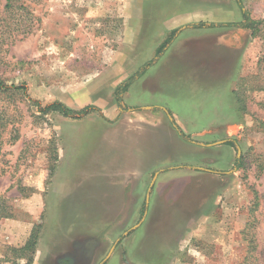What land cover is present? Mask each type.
Segmentation results:
<instances>
[{
    "label": "rangeland",
    "instance_id": "374dc122",
    "mask_svg": "<svg viewBox=\"0 0 264 264\" xmlns=\"http://www.w3.org/2000/svg\"><path fill=\"white\" fill-rule=\"evenodd\" d=\"M135 1L24 0L38 23L30 33L17 34L12 43L0 46V82L26 87L24 98L13 93L2 100L7 107L0 116V264L100 263L117 238L142 224L140 205L133 221L119 219L131 213L132 206L122 211L109 207L124 188V180L112 172L133 169L131 163L138 158V166L144 168L157 163V153H182L177 144L160 140L153 132L139 141L138 135L135 140L120 135L116 140L103 138L104 125L118 118L109 112L112 106L118 110L116 87L152 59L158 47L138 46L124 34L123 13ZM4 2L0 0V11ZM241 4L258 21L257 31L219 26L200 36L215 39L218 47L206 44L208 39L188 40L178 56L186 74L213 61L210 68L200 70L212 84L220 82L223 56L233 59L239 123L226 129L234 142L232 164L224 169L188 165L229 170L230 175L191 168L184 172L182 166L162 171L160 178L166 176L159 180L158 199L163 206L156 214L153 210L144 228L149 236H160V262L145 260L156 253L149 247L138 254L127 251L122 239L115 258L127 264H250L252 256L264 264V89L257 88L264 83V71L258 73L264 0ZM172 6H182L188 14L175 26V35L208 28L193 26L200 21L242 20L236 0H172ZM203 7L214 11V18L193 20L190 14ZM134 88L148 96L145 87ZM169 92L167 87L168 98ZM180 97L189 102L187 88ZM36 100L41 106L58 100L75 110L88 108L80 118H70L56 111L38 112ZM126 104L130 116L144 106ZM197 113L201 121L210 110ZM237 157L240 167L235 166ZM160 211L164 213L157 216ZM251 235L255 249L248 246ZM35 241L33 248L23 249Z\"/></svg>",
    "mask_w": 264,
    "mask_h": 264
},
{
    "label": "crops",
    "instance_id": "0c3cea01",
    "mask_svg": "<svg viewBox=\"0 0 264 264\" xmlns=\"http://www.w3.org/2000/svg\"><path fill=\"white\" fill-rule=\"evenodd\" d=\"M135 2L136 5L129 6L128 11L123 13L122 24L124 34H128L127 36L133 39V43L138 46H159L166 36L176 28L177 23L185 20L188 16L182 6L173 7L172 0H136ZM206 9L204 7L199 8L191 13L190 17L192 16L193 20L214 18L212 17L215 15L214 11H207ZM215 29L217 27L192 29L191 32L182 30L177 33L178 35L176 34L177 36L175 35L168 43L159 58L130 83L122 93V103L125 110L120 111L117 106L118 110L114 106L109 110L110 115L115 114L118 118L114 123L110 124L108 122L104 125V139L108 141L110 139L116 140L120 135L123 139L135 140L136 135H138L139 141L141 137L153 132L160 140H166L174 146L177 144L182 149V153H157V158H159L152 167L140 168L138 166L140 159L138 158V161L131 163L134 166L133 169L123 171L122 168H119V171L112 172L121 181L124 180L122 184L124 188L123 192H120L119 200H113L109 207L118 206L120 211L125 206L133 207L131 213H125L127 216L119 217V219L125 221L137 220L138 206L140 205L142 208L144 201L146 204V211L140 219L142 224H136L134 231L121 241V244L124 243L125 249L132 253L138 254V250L143 253L147 247H149L147 249L156 252L161 247L160 236H149L144 228L146 223L150 221L153 210L156 214L157 210H159L158 207L162 203L158 199L160 195L158 190L159 180L161 181L166 176L164 175L160 178L162 171L182 166L184 172H187L188 168H191L188 165L194 162L216 166L220 169L227 168L232 164V145L224 143V140L229 139L227 137V127L239 123V107L235 89L232 86L233 79L237 76H235L233 70V61H230L233 59L228 61L223 56L222 66L218 67L220 71H218L217 75L220 82L212 84L202 78L200 70L202 68H210L213 65V57H211L212 62L204 61L201 68L196 67L195 70L189 71L188 74H186L185 69L181 68L184 63L178 58L183 48L182 46H185L188 40H207L208 38H201L202 35ZM207 42L206 44L211 45L212 48L218 47L215 39L209 38ZM136 85L145 87L144 95L146 93L148 96L145 95L146 97L144 98L139 90L137 92L134 88ZM173 86L176 87L175 90L171 89ZM167 87L172 92H169L171 94L169 98L165 93ZM184 88L188 90V99L191 103L184 101L180 97ZM233 100L235 103H233ZM130 101L136 104H144V106H141L143 107L141 110L131 111L133 116L126 113L125 105ZM153 106H158L159 108L152 109ZM204 109L210 110L208 118H201L203 120L199 121L197 112H202ZM167 111L170 112V115ZM171 117H173L188 139L180 136L171 123ZM189 136L201 142L192 140ZM160 167L162 169H159ZM191 169L210 173H225L224 177L226 178L229 177L231 172L229 170L224 172L210 171L211 169L204 167H193ZM197 170L193 172H198L197 174H199ZM152 173L151 180L148 182L147 176ZM165 202L167 203H164L165 205H173V202ZM109 210L111 211V209ZM162 213L164 212H158L157 216ZM140 214L141 211H139ZM112 219L116 220V218H109L111 221ZM151 238L153 239L152 241ZM109 251L108 255L110 257L106 264H127L121 258H115L117 249L112 252L111 248Z\"/></svg>",
    "mask_w": 264,
    "mask_h": 264
},
{
    "label": "trees",
    "instance_id": "16d2710c",
    "mask_svg": "<svg viewBox=\"0 0 264 264\" xmlns=\"http://www.w3.org/2000/svg\"><path fill=\"white\" fill-rule=\"evenodd\" d=\"M238 3L241 13H242V20L238 22H228V23H219V22H210V21H200L198 23H195L194 27H214V26H236L240 28H249L252 29V31H257L258 27V21L253 20L249 13L243 8L241 4V0H236ZM28 5L24 4V0H5L3 7L0 11V46L3 43H7L10 41L12 43L16 38L17 34H28L32 31L33 27L38 23L39 19L35 17L31 11H28ZM22 17V20L19 21L18 18ZM176 30L172 31L165 40L157 47L155 56L150 59L149 61H146L142 66L138 68L136 72H134L130 77H128L125 81L121 82L116 87V105L120 109V111H124L125 108L122 103V93L127 89L128 85L132 83L138 76H140L148 66L153 64L161 55V53L164 51L165 47L168 45V43L173 39ZM259 71H264V48L261 51V56L258 59V73ZM258 89H264V83H259L257 86ZM13 93L18 94L20 98H24L26 96V87L22 84L20 85H14L10 84L7 85L3 82H0V116L1 114L5 113L7 103L6 101H2L5 97H8L12 95ZM238 94V92H237ZM236 96V92H235ZM238 97L236 96V99ZM36 104V108L38 112H46V111H56L63 116L70 117V118H80L82 114H85L84 112L88 108V106L84 107L81 110H75L68 106H66L64 103L56 100L53 101L45 106H41L39 101H34ZM238 102V100H237ZM239 107V106H238ZM172 124L177 127L180 136L183 138H186V135L181 131L179 126L172 121ZM226 143L230 145H234L233 141H226ZM240 159L237 157L235 161V166L240 167ZM36 240V239H35ZM248 240V246L252 249H255V238L253 235H251ZM36 244V241L26 243L23 249L26 248H33ZM263 256L262 260L264 259V248H263ZM252 256V255H251ZM250 264H257L258 257L252 256ZM161 259L160 254H158V251L156 253H153L150 257H147L145 259L149 263H157L160 262Z\"/></svg>",
    "mask_w": 264,
    "mask_h": 264
},
{
    "label": "flooded vegetation",
    "instance_id": "af4514ba",
    "mask_svg": "<svg viewBox=\"0 0 264 264\" xmlns=\"http://www.w3.org/2000/svg\"><path fill=\"white\" fill-rule=\"evenodd\" d=\"M214 27H219V26H214ZM208 28H213V27H208ZM153 107H158V106H153ZM154 109H156V108H154ZM167 113L170 115V112L169 111H167ZM172 121H174L175 122V120L173 119V117H171V122ZM176 123V122H175ZM177 124V123H176ZM173 126H174V124H172ZM176 129H177V127L176 126H174ZM180 128V127H179ZM177 131H178V129H177ZM182 131V130H181ZM178 133H179V131H178ZM186 139V138H185ZM187 139H188V137H187ZM229 139H227V140H224V143H226V141H228ZM234 143V142H233ZM232 146H234V145H232ZM197 168V167H196ZM210 171H213V170H210ZM146 211V204H145V201H144V204L142 205V208H141V214H140V217H139V222H140V219L142 218V216L144 215V212ZM138 224V223H137ZM135 226V225H134ZM134 226H132L130 229H128L127 231H125V233H123V235H121L119 238H117L115 241H114V243H113V245L111 246V248H112V252L115 250V248H116V245H117V243L119 242V241H121L123 238H125L126 236H128L131 232H133L134 231V229H135V227ZM110 248V249H111ZM110 252V251H109ZM111 252V253H112ZM110 256L107 254V256H105L102 260H101V262L99 263V264H106L107 263V261H108V258H109Z\"/></svg>",
    "mask_w": 264,
    "mask_h": 264
}]
</instances>
